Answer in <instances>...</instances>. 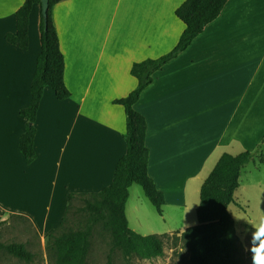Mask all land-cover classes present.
<instances>
[{"label": "crops", "instance_id": "crops-1", "mask_svg": "<svg viewBox=\"0 0 264 264\" xmlns=\"http://www.w3.org/2000/svg\"><path fill=\"white\" fill-rule=\"evenodd\" d=\"M24 1L0 0V189L3 177L13 187L21 174L22 183L42 184L47 192L42 204L0 192V218L25 216L46 242L63 221L70 193L100 191L112 182L127 149L125 109L114 100L137 86L134 62L175 47L186 27L176 9L185 0H63L54 6L71 95L60 100L51 87L44 89L35 122L37 159L30 164L19 150L28 121L20 110L30 103L41 51V4L30 13L27 49L5 38L16 32ZM135 108L147 121L148 171L166 203L160 214L133 184L125 207L129 226L149 235L196 225L201 186L221 155L255 151L229 206L247 252L256 219L244 207L264 205V0H228L217 19L154 73ZM95 245L110 253L109 234L95 231L90 254Z\"/></svg>", "mask_w": 264, "mask_h": 264}, {"label": "trees", "instance_id": "trees-1", "mask_svg": "<svg viewBox=\"0 0 264 264\" xmlns=\"http://www.w3.org/2000/svg\"><path fill=\"white\" fill-rule=\"evenodd\" d=\"M60 1L63 0H49L46 27L41 15V51L31 83V100L27 107L20 110L28 121L19 138V150L28 164L37 159L34 148L35 122L44 89L51 87L60 100L71 95L65 83V57L53 19L54 6ZM227 2L185 0L176 9V15L186 27L175 47L160 57L133 63L131 74L137 78V86L127 96L114 100V103L124 106L126 113V153L117 161L113 180L108 186L96 192L70 193L63 221L46 239L50 264H88L94 232L99 225L100 231L110 237L107 264H112V254L116 249L121 252L124 264H132L133 257H162L166 240L170 238L176 244L181 242L189 254L190 264H248L229 206L234 202V193L240 184L241 169L254 158L255 151L247 150L237 155L226 152L221 155L201 186L198 223L182 232L142 235L129 226L125 212L129 189L135 183L143 188L146 197L160 214L166 203L164 192L158 189L148 171L150 149L146 144L147 121L136 110L135 104L143 90L153 82L154 73L184 51L207 24L217 19ZM36 3L40 4L41 0H25L18 8L16 32L5 35L9 43L22 49L29 47L30 13ZM76 198L84 201L79 208L84 212V219L77 227H68V215ZM0 249L27 263L34 261L35 254L25 243L0 241Z\"/></svg>", "mask_w": 264, "mask_h": 264}, {"label": "rangeland", "instance_id": "rangeland-1", "mask_svg": "<svg viewBox=\"0 0 264 264\" xmlns=\"http://www.w3.org/2000/svg\"><path fill=\"white\" fill-rule=\"evenodd\" d=\"M263 172L259 176L264 177V166L262 167ZM263 174V175H262ZM19 174L15 181L13 180V187H11L10 182L7 177H3L2 186L0 192L4 198L11 199L16 196V200L19 203L25 204L29 201H36L38 204H42L46 201L43 197L45 196L47 189L46 186L42 184H37L30 187L22 183ZM141 189V186L136 184L134 188ZM134 188L132 189V197H135ZM144 195V193H143ZM145 196V195H144ZM48 201V200H47ZM84 201L82 198H76L73 201L74 207L68 215V227H77L78 223L84 219V212H81L79 208L83 205ZM260 205L255 203L248 206L245 205L244 210L247 214H255L256 223H259L261 218H264V205L259 201ZM40 206L43 209L44 206ZM238 209V208H237ZM232 212L238 217V211L232 207ZM100 225L96 228V231H100ZM173 234V233H172ZM0 241L4 243L10 242H22L25 243L27 248L35 254L34 261L27 263L20 260L10 254L5 250L0 249V264H50V257L48 250L46 248V242L40 240L36 229L34 228L32 222L25 216H20L17 214H7L0 218ZM98 245H95L89 256L88 264H107L109 249L104 250ZM102 251V252H101ZM244 251V249H243ZM245 260L248 264H251L250 253L245 252ZM156 261V262H155ZM132 264H190L188 260V252L181 246V242L170 238L166 240L165 254L160 258L154 259H141L138 257H133L131 260ZM112 264H124V259L120 252L112 254Z\"/></svg>", "mask_w": 264, "mask_h": 264}, {"label": "clouds", "instance_id": "clouds-1", "mask_svg": "<svg viewBox=\"0 0 264 264\" xmlns=\"http://www.w3.org/2000/svg\"><path fill=\"white\" fill-rule=\"evenodd\" d=\"M250 242L245 250L250 253L251 264H264V218L259 223L252 224Z\"/></svg>", "mask_w": 264, "mask_h": 264}, {"label": "water", "instance_id": "water-1", "mask_svg": "<svg viewBox=\"0 0 264 264\" xmlns=\"http://www.w3.org/2000/svg\"><path fill=\"white\" fill-rule=\"evenodd\" d=\"M41 13L43 15L45 27L48 22V9H49V0H41Z\"/></svg>", "mask_w": 264, "mask_h": 264}]
</instances>
